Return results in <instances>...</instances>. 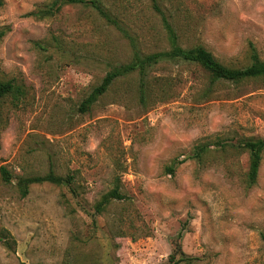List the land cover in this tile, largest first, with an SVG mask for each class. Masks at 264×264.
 Instances as JSON below:
<instances>
[{"label":"rangeland","instance_id":"obj_1","mask_svg":"<svg viewBox=\"0 0 264 264\" xmlns=\"http://www.w3.org/2000/svg\"><path fill=\"white\" fill-rule=\"evenodd\" d=\"M2 1L0 82L24 94L0 99V172L12 176L0 173V264H169L179 252L192 264H264V156L250 185L241 147L264 139V79L211 85L199 65L163 62L146 105L134 73L80 112L133 46L170 50L154 3L181 47L242 69L253 50L264 62V0H98L115 24L90 6L37 19L27 15L53 0ZM49 173L71 184L18 186ZM116 179L127 200L96 214Z\"/></svg>","mask_w":264,"mask_h":264},{"label":"trees","instance_id":"obj_2","mask_svg":"<svg viewBox=\"0 0 264 264\" xmlns=\"http://www.w3.org/2000/svg\"><path fill=\"white\" fill-rule=\"evenodd\" d=\"M3 1L0 0V5ZM66 5H84L94 8L98 14L107 20L114 23L108 10L98 0H53L50 4L38 11L29 13L27 16L42 19L45 17L54 16L58 13L62 7ZM154 7L163 18L165 28L167 30L169 41L171 44L170 50L166 52H159L150 55H142L135 46L133 49L132 61L128 64L113 67L102 79L101 83L95 87L87 98L81 103L80 112L86 113L103 97L112 85L120 78L127 77L131 74L138 73L140 77L139 93L140 101L143 105H146L147 98L149 97L150 87L147 82L149 71L154 66L170 61H181L187 64H196L202 67L211 79V85H214L220 81L230 82L234 84L241 83L246 80L264 79V62L258 57V54L253 50L252 64L246 68L237 69L230 68L221 63L210 51L203 46H197L190 49H184L178 43V37L165 18L163 12L157 3H154ZM148 91V92H147ZM209 91V90H208ZM24 94V90L21 86H18L13 81L0 82V99L5 97L20 98ZM170 95L169 84H165L161 89L160 99L162 101L168 99ZM167 96V97H166ZM241 147L249 154V173L248 182L250 185H254L257 181L258 174L261 168L263 156H264V139L246 140L241 143ZM208 150L206 145H198L195 148L194 157L200 160L205 152ZM180 162L175 161L170 166L166 167V174L174 175ZM1 177L4 183H10L12 176L9 171L4 167L1 168ZM51 183L55 185H70L71 180L63 179L55 176L53 173H49L46 176H39L33 178L20 179L18 186L24 195L28 194L29 187L34 184ZM128 196L123 194L119 181H114V187L107 194L102 196L99 202L95 205V213L102 214L106 208L113 201H125ZM179 256L173 262L169 264H192L193 259L186 257L183 253L179 252Z\"/></svg>","mask_w":264,"mask_h":264}]
</instances>
